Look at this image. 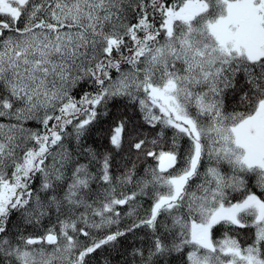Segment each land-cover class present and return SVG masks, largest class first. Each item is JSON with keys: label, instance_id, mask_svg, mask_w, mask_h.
I'll return each mask as SVG.
<instances>
[{"label": "snow or ice", "instance_id": "obj_1", "mask_svg": "<svg viewBox=\"0 0 264 264\" xmlns=\"http://www.w3.org/2000/svg\"><path fill=\"white\" fill-rule=\"evenodd\" d=\"M0 264H264V0H0Z\"/></svg>", "mask_w": 264, "mask_h": 264}, {"label": "trees", "instance_id": "obj_2", "mask_svg": "<svg viewBox=\"0 0 264 264\" xmlns=\"http://www.w3.org/2000/svg\"><path fill=\"white\" fill-rule=\"evenodd\" d=\"M141 167H143V165H141ZM221 235H222V234L218 231V232L216 233V238L219 239V238L221 237Z\"/></svg>", "mask_w": 264, "mask_h": 264}]
</instances>
